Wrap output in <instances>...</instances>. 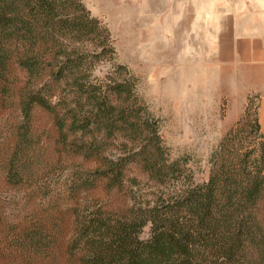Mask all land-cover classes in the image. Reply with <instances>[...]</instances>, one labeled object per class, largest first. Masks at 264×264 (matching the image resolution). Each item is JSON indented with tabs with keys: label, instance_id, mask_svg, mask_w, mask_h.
I'll use <instances>...</instances> for the list:
<instances>
[{
	"label": "trees",
	"instance_id": "obj_1",
	"mask_svg": "<svg viewBox=\"0 0 264 264\" xmlns=\"http://www.w3.org/2000/svg\"><path fill=\"white\" fill-rule=\"evenodd\" d=\"M113 53L83 0H0V77L13 64L24 71L22 115L31 119L36 107L48 116L56 176L70 163L63 193L71 203L60 214L74 236L68 263L264 264L258 95L211 150L199 184L188 156H169L125 68L112 63L113 76H93Z\"/></svg>",
	"mask_w": 264,
	"mask_h": 264
},
{
	"label": "rangeland",
	"instance_id": "obj_2",
	"mask_svg": "<svg viewBox=\"0 0 264 264\" xmlns=\"http://www.w3.org/2000/svg\"><path fill=\"white\" fill-rule=\"evenodd\" d=\"M213 1L83 0L108 29L114 50L93 76H113L112 63L125 68L139 101L159 122L169 156H188L199 184L207 180L211 150L243 112L228 72L209 63ZM25 92V73L13 64L0 77V264H70L73 230L67 218L60 220L71 203L63 193L70 163L56 176L52 124L36 107L24 119ZM72 161L78 169L87 166ZM113 199L122 202L120 193ZM141 237H148L147 228Z\"/></svg>",
	"mask_w": 264,
	"mask_h": 264
},
{
	"label": "crops",
	"instance_id": "obj_3",
	"mask_svg": "<svg viewBox=\"0 0 264 264\" xmlns=\"http://www.w3.org/2000/svg\"><path fill=\"white\" fill-rule=\"evenodd\" d=\"M213 7L209 63L228 72L240 108L248 96L258 95V122L264 132V0H214Z\"/></svg>",
	"mask_w": 264,
	"mask_h": 264
}]
</instances>
